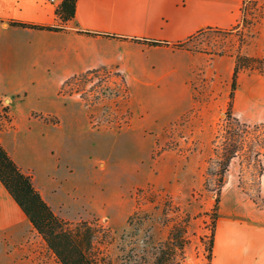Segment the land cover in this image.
Returning <instances> with one entry per match:
<instances>
[{
  "label": "rangeland",
  "instance_id": "rangeland-1",
  "mask_svg": "<svg viewBox=\"0 0 264 264\" xmlns=\"http://www.w3.org/2000/svg\"><path fill=\"white\" fill-rule=\"evenodd\" d=\"M241 11L238 25L201 30L173 44V52H159L164 62L153 69L146 65L127 77L102 66L59 87L0 97L1 144L57 215L97 228L100 264H154L176 221H187L189 240L179 264H209L211 239L213 250L223 220L256 224L251 214L264 208V155L248 138L224 175L241 191L233 194L229 184L223 195L222 186L212 213L235 55L264 57L258 55L264 0H243ZM261 76L253 69L239 72L230 121L260 122L245 121L237 111L252 87L260 93ZM260 107L254 103L252 110ZM44 246L42 259L57 262Z\"/></svg>",
  "mask_w": 264,
  "mask_h": 264
},
{
  "label": "crops",
  "instance_id": "crops-1",
  "mask_svg": "<svg viewBox=\"0 0 264 264\" xmlns=\"http://www.w3.org/2000/svg\"><path fill=\"white\" fill-rule=\"evenodd\" d=\"M61 1L0 0V97L10 98L33 86L56 84L59 87L76 74L102 66L116 67L127 77L146 65L153 69V63L164 62L159 52H173V44L201 30H225L241 23L243 2L76 0L74 17L63 24L56 13ZM11 21L64 25V29H40ZM118 36L169 43L150 45ZM258 55L264 56V49ZM261 77L260 93H256L257 86L252 87L244 104L238 107L237 114L245 121L264 120V76ZM18 102L21 106L22 100ZM254 103L261 105L259 112L252 110ZM45 111L58 113L51 109ZM237 182L227 174L222 194L229 184V191L240 193ZM259 184L264 197V169ZM233 213L237 214V208ZM251 215L256 224L234 217L222 221L224 240L223 243L218 240L217 246L218 226L209 264H264V208L256 209ZM32 228L26 214L0 181V264H59L53 259H42L39 249H46L45 242Z\"/></svg>",
  "mask_w": 264,
  "mask_h": 264
},
{
  "label": "trees",
  "instance_id": "trees-1",
  "mask_svg": "<svg viewBox=\"0 0 264 264\" xmlns=\"http://www.w3.org/2000/svg\"><path fill=\"white\" fill-rule=\"evenodd\" d=\"M76 0H62L56 7L59 19L64 23L72 19L75 14ZM12 24L40 29L62 30L64 25H40L27 22L11 21ZM219 30V29H218ZM88 34H100L98 32L84 31ZM103 35H110L102 33ZM115 36V35H112ZM141 41L150 45L168 44L166 40L152 38L123 37ZM188 39L179 42L184 43ZM264 57H253L238 52L235 55L234 66L231 74V90L226 107L227 128L225 129L222 142L221 160L219 163V177L216 182L217 196L214 200L212 213L217 215L219 195L225 183L224 175L228 170L229 163L236 153L243 148L245 138L251 145L257 144L263 149L264 155V121L253 124L241 122L237 118L230 121L233 107L234 89L239 72L242 69H253L264 72ZM258 153L256 154V156ZM260 167V175L263 172ZM0 181L8 192L19 204L29 219L32 227L40 235L59 264H100V257L94 253V242L97 228L88 221L72 222L57 215L51 206L45 201L41 193L32 183L31 176L24 173L15 160L9 155L0 142ZM187 221H176L170 228L166 239L160 243L158 254L154 264H179L184 258V249L189 242L186 235ZM209 247L208 261L212 258V246Z\"/></svg>",
  "mask_w": 264,
  "mask_h": 264
},
{
  "label": "bare ground",
  "instance_id": "bare-ground-1",
  "mask_svg": "<svg viewBox=\"0 0 264 264\" xmlns=\"http://www.w3.org/2000/svg\"><path fill=\"white\" fill-rule=\"evenodd\" d=\"M223 228L226 229V227H223ZM223 232H222V225H220L219 228H218V231H217V236H216V238H217V242H216L217 246H218V244H220V242H218V240L221 239V243H223V240H224V233Z\"/></svg>",
  "mask_w": 264,
  "mask_h": 264
},
{
  "label": "built area",
  "instance_id": "built-area-1",
  "mask_svg": "<svg viewBox=\"0 0 264 264\" xmlns=\"http://www.w3.org/2000/svg\"><path fill=\"white\" fill-rule=\"evenodd\" d=\"M50 1H54V0H50Z\"/></svg>",
  "mask_w": 264,
  "mask_h": 264
}]
</instances>
